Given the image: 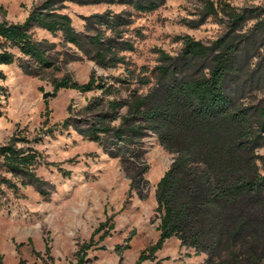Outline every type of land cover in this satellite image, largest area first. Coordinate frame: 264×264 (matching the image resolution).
<instances>
[{
  "label": "trees",
  "instance_id": "1",
  "mask_svg": "<svg viewBox=\"0 0 264 264\" xmlns=\"http://www.w3.org/2000/svg\"><path fill=\"white\" fill-rule=\"evenodd\" d=\"M119 4V12L106 9L83 16L84 31L75 30L64 3ZM165 0H43L22 21L0 18V66L17 62L27 75L59 69L62 54L56 43L38 39L35 29L60 33L81 56L103 69L123 65V74L103 76L92 71L85 82L66 73L53 77V94L59 89L97 91L59 124L96 142L111 158H118L128 179V195L144 198L148 187V164L142 149L149 133L174 157L155 185L156 241L139 252L135 264L152 259L163 243L176 238L179 246L194 255L204 254L201 264H263L264 261V104L249 97L264 89V7L219 6L205 0L203 17L222 12L225 31L209 44L183 35L179 51L171 55L158 50L156 65L136 72L124 52L133 43L124 33L133 24L135 12H152ZM249 22H253L247 26ZM194 26V25H192ZM68 56L67 53H65ZM81 58V57H80ZM73 56L67 60H77ZM0 68V100L6 93ZM50 134L52 129H41ZM40 135L27 139L14 135L0 144V205L5 189L14 192L32 187L47 198L55 189L36 173L40 153L33 146ZM67 172V171H65ZM66 174V173H65ZM106 218L79 246L74 264H84L80 255L102 231L103 240L113 228ZM96 242V241H95ZM41 264H53L48 245ZM120 256V255H119ZM121 259V256L119 257ZM18 264H25L19 259ZM154 264H159L156 261Z\"/></svg>",
  "mask_w": 264,
  "mask_h": 264
},
{
  "label": "rangeland",
  "instance_id": "2",
  "mask_svg": "<svg viewBox=\"0 0 264 264\" xmlns=\"http://www.w3.org/2000/svg\"><path fill=\"white\" fill-rule=\"evenodd\" d=\"M42 1L0 0V18L5 13L9 20L22 21L29 10ZM212 1L222 7H264V0ZM204 4L205 0H165L152 12H135L133 24L124 33L133 43V50L124 52L128 66L148 74L157 63L159 49L171 55L179 51L182 46L179 37L189 35L209 44L221 35L227 24V16L222 12L196 24L203 17ZM124 8L119 4L65 2L62 11L69 14L75 30L85 32L83 16L106 9L119 12ZM34 35L55 42L56 49L62 53L58 54L59 59L66 57V60L58 61L59 69L48 68L40 75L25 74L17 62L0 66L5 73L2 84L6 88L0 100V144L7 143L14 135L27 139L40 135L37 142H18V145L38 150L40 165L36 173L53 183L55 189L47 198L30 186L16 192L4 190L0 205V264H18L20 258L25 264H41L42 258L33 251L47 259L45 245L49 246L53 264H74L79 246L90 239L93 230L107 217V223H113V228L104 227L109 234L103 240L97 241L103 230L93 235L94 244L79 253L86 255L84 264H135L139 252L158 237L154 190L174 154L163 149L154 134L145 136L142 149L149 167L145 175L148 187L144 198L135 193L128 195L129 181L119 159L109 157L96 142L59 126L68 116V104L73 113H77L98 92L59 89L53 94L51 85L53 77L66 73L80 83L85 82L92 71L103 76L122 75L123 65L99 67L81 56L71 44L64 43L60 33L53 35L35 29ZM263 49L264 41L259 51ZM73 56L79 59L67 60ZM44 92H50L45 99L42 98ZM249 100L264 104V89L253 93ZM47 128L52 132L42 133L41 129ZM258 152L264 154V147ZM204 258V254L194 255L192 250L180 247L173 237L163 243L152 259L140 264L156 261L159 264H201ZM47 262L49 264V260Z\"/></svg>",
  "mask_w": 264,
  "mask_h": 264
},
{
  "label": "water",
  "instance_id": "3",
  "mask_svg": "<svg viewBox=\"0 0 264 264\" xmlns=\"http://www.w3.org/2000/svg\"><path fill=\"white\" fill-rule=\"evenodd\" d=\"M49 93H50V92H44V93L42 94V98H43V99L47 98V97L49 96Z\"/></svg>",
  "mask_w": 264,
  "mask_h": 264
}]
</instances>
